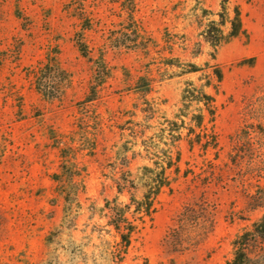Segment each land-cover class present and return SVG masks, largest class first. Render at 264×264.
<instances>
[{"label":"rangeland","instance_id":"374dc122","mask_svg":"<svg viewBox=\"0 0 264 264\" xmlns=\"http://www.w3.org/2000/svg\"><path fill=\"white\" fill-rule=\"evenodd\" d=\"M168 154L120 262L109 206ZM263 216L264 0H0V264H228Z\"/></svg>","mask_w":264,"mask_h":264},{"label":"trees","instance_id":"16d2710c","mask_svg":"<svg viewBox=\"0 0 264 264\" xmlns=\"http://www.w3.org/2000/svg\"><path fill=\"white\" fill-rule=\"evenodd\" d=\"M227 2L228 0H223V4ZM237 18L239 19V17ZM239 30L240 29L237 28L232 33V35H237ZM215 75L217 76L218 81L221 82L223 79L222 70L217 68L215 70ZM150 85V82H147L148 88L145 92L150 90ZM201 94L203 100H205V103L209 106L208 109L210 111V115L214 117L216 114V107L214 106V96L203 92ZM201 115L200 119L203 120L204 114L202 113ZM180 138L181 134L178 135V140ZM168 155V158L167 156L165 157L168 159V165H161L160 171H157L156 169L148 166L143 167V170H145L143 172L144 175L142 178L143 195L140 199L135 195V191L138 190L135 181L130 180V190L133 191L131 193V201L129 203L123 204L119 203L117 199H114L112 202L113 205L109 206L111 208V216L108 225L113 227L116 232V236L120 238V240L116 243V250L113 254L115 256V259H118V261L120 262L123 261L125 257L124 254L128 253L133 240V235L139 230V226L144 225L148 219H153V215L156 212L155 203L157 201V197L166 185L171 184L170 176L168 175V169L175 165V161H172L171 154ZM155 164L159 168L160 163L155 162ZM176 169L177 171H179L178 166L176 167ZM122 191L123 188L119 186L118 192L120 193ZM110 204L111 203L108 202L107 205ZM187 204L189 203L187 202ZM188 213V211L185 212V217ZM255 234H264V216L255 221L251 227L244 228L242 233L236 235V237L232 241V245L234 248V258L231 259L228 264H246L248 250L250 249L252 237Z\"/></svg>","mask_w":264,"mask_h":264}]
</instances>
